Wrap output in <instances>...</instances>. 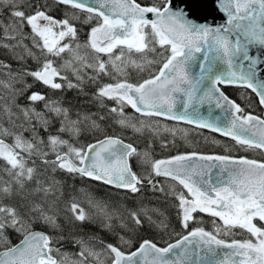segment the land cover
I'll list each match as a JSON object with an SVG mask.
<instances>
[{"label":"snow or ice","instance_id":"snow-or-ice-1","mask_svg":"<svg viewBox=\"0 0 264 264\" xmlns=\"http://www.w3.org/2000/svg\"><path fill=\"white\" fill-rule=\"evenodd\" d=\"M56 3L86 13L85 24L93 18L98 21L90 28L83 45L78 42L77 27L69 19L57 20L39 6L28 13L21 0H0V12L7 9L10 15L7 24L0 21V30L6 39L15 41L0 47L17 60L29 57L38 62L34 70L24 67L13 72L11 64L0 60V68H7L11 80L21 85L15 88L5 84V87L11 88V103L24 118V123L15 124L12 117L16 113L4 106L9 121L20 131L0 125V160L7 165L4 170L11 177L8 182L0 181V196H12L13 185L16 194L24 192L26 184L31 182L34 187L25 199L37 197L19 208L0 203V245H7L0 251V264H58L52 256L54 250L59 253L58 248L51 246L54 237L34 229L43 226L62 230L56 210L57 193L63 195L62 185L54 178L43 176L35 167L34 156L47 166L45 171L60 170L90 178L133 195L145 188L163 192L155 180L159 176L170 178L181 189L173 188L171 194L177 201L179 223L186 234L177 233L174 242L161 247L153 240L144 239L134 251H124L101 241L102 251H97L94 238L72 237L80 248L75 254L77 259L70 260L64 253L59 264L91 261L104 264L101 256L105 253L110 264H264V226L256 222L264 223V162L197 152L153 161L148 152L141 153L132 144L111 135L75 147L61 133L78 137L85 124L90 130L101 131L97 121H103L104 117L93 119L78 114L76 119H71L69 109L59 101L39 91L27 94L36 83L53 90L79 89L88 69L94 73L88 77L94 83L101 76L115 72L124 78L99 86L95 97L101 103L104 99L116 102V107L109 111L120 117L117 123L122 127H131L138 133L152 127L143 121L137 122L140 126L130 122L124 114L125 106H130L142 116L186 121L230 136L246 149L264 151V119L245 113L221 90L226 86L251 89L264 105V0H153L149 4L137 0H56ZM210 6L224 13L223 23L207 21L204 13ZM25 25L30 28V36L23 32ZM25 39L31 40V48L24 43ZM82 48L94 54L91 61L87 53L80 54ZM61 54H68L70 59L57 67L48 57ZM133 54L140 57L139 61L132 59ZM149 54L161 58L158 71L142 82H129L127 67L144 71L146 65L156 62L148 59ZM68 69L76 77L75 83L62 74ZM28 78L33 82L28 83ZM17 97L26 98L28 104H16ZM37 102L42 103L43 111L36 109ZM205 105L208 107L202 112ZM216 109L220 110L219 114H214ZM46 113L59 120L57 134H49L47 139L40 135L41 129L48 132L52 124ZM25 131L31 133V139L24 137ZM4 136H10L13 142L6 143ZM50 154L54 159H48ZM133 156L148 164L150 171L146 175L132 170ZM30 162L33 166H29ZM89 205L95 209L93 214L86 213L79 203L70 202L67 210L71 215L63 217L65 224L98 223L106 230L119 227L128 234L146 225L161 230L168 228L165 220L153 219L156 209L141 207L129 211L125 220L110 212L106 204L89 199ZM196 213L218 218L222 224L214 232L203 227H192L189 231ZM117 219L118 225L114 224ZM237 228L251 238L230 241L219 238L221 233L234 235L233 229ZM9 230L23 239L12 245L7 235ZM119 240L132 247L131 239L120 235Z\"/></svg>","mask_w":264,"mask_h":264},{"label":"trees","instance_id":"trees-1","mask_svg":"<svg viewBox=\"0 0 264 264\" xmlns=\"http://www.w3.org/2000/svg\"><path fill=\"white\" fill-rule=\"evenodd\" d=\"M24 5V10L28 13H31L39 6L42 10H46L47 13L53 16L57 20H63L68 18L70 23L75 24L78 29V42L83 43L88 39V33L91 27L96 26L98 21L93 18L88 24H85L83 21L86 18L87 14L80 12L72 8L71 6H66L63 4L56 3V0H21ZM137 2L142 4L152 3L153 0H137ZM31 6V7H29ZM10 20L9 11L4 9L3 12H0V21L7 24ZM23 31L27 34L31 33L30 28L25 25ZM3 31L0 30V39L3 44L15 43L14 41H9L8 39L1 38ZM26 44L31 48V40L25 39ZM67 42V41H65ZM34 52L39 51L33 48ZM159 52L160 50L157 49ZM91 52L88 55L89 61L93 57ZM52 59L54 65L59 67L63 64V58L60 61L58 57H48ZM107 59L106 56L103 57ZM140 58L137 54L132 55V59ZM43 57H41V60ZM149 60L156 61L151 65H146L144 71H139L135 67L128 66L126 69L127 79L131 83L142 82L144 79L150 78L152 74H155L159 67V60L161 59L158 55L149 54ZM0 60L4 61L5 64H11L13 72H20L24 67H27L30 70H34L38 66V62L29 57H26L24 61L17 60L12 56L7 49L0 47ZM85 79L82 83L81 88L79 89H68L64 88L62 90H53L43 86L42 84L36 83L31 91H39L42 94H45L51 100L59 101L63 107L68 108L70 112L71 119H76L79 114L81 117L85 115L92 116L93 119H96L98 116H103V121H97L101 125V131L90 130L85 124L82 127L81 134L78 137H73L69 133H61L63 139L69 140V143L75 147H81L87 145L88 143L104 137L105 135H114L123 138L124 140L132 143L135 148L143 153L148 152L150 154V160H161L170 158L175 155L189 153V152H199L203 154H221L226 156H235V157H246L250 159H255L258 161L264 162V151L259 149H246L243 146L236 143L235 140L224 137L213 132L195 128L183 123L167 120L160 117H146L135 112L130 106H125L124 114L128 117L129 121L132 123H137L138 121H143L146 125H151V128H145L142 132H135L131 127H122L117 123L120 117L116 113H111L109 109L116 107V102L113 100L104 99L99 102L95 93L97 88L103 84L115 83L118 78L122 77L115 72H112L111 75L101 76L97 82H92L88 79L89 76L94 75L91 69L85 70ZM3 74V75H1ZM7 75V68H0V77ZM67 75L69 80L73 83L76 82V77L72 74L71 70L68 69L62 73ZM32 79L28 78V83H32ZM62 82V81H57ZM9 84L15 88H20L19 83H15L12 80H9ZM224 92L232 98L237 104L244 109L245 113H251L259 116H264L263 108L260 106L257 97L255 94L245 87L237 86H226L222 87ZM26 94V95H27ZM74 99L76 102L77 99L85 101L87 106H84L82 103H75L71 100ZM12 101V91L11 88L0 85V125H3L4 128L9 129L10 131H20V129L14 128L12 123L9 121L8 115L4 111V106L7 105L12 109V112L16 113V116H13L12 119L15 121V124L19 125L24 123L23 116L19 113L18 109L11 103ZM16 104L21 106L27 105L28 101L24 97H17ZM73 105L75 107H73ZM38 111H43V105L41 102H37L34 105ZM72 106V107H71ZM49 119L52 121L48 132H45L43 129L40 130V135L47 139L49 134H57L59 128V120L53 118L50 114ZM19 116V119L16 117ZM28 127L27 124L24 125ZM137 126H140L137 123ZM174 128V131H172ZM152 129H156L153 131ZM167 129V130H166ZM24 137L31 139V133L25 131L23 133ZM3 139L7 143H12V138L10 136H4ZM62 151H66L62 149ZM48 159H54V156L49 155ZM32 160H35V167L43 173L44 177L54 178L56 181L60 182L62 185L63 195L59 196V199L56 202V210L59 212L61 217L60 223L63 225L62 230L57 231L49 229L43 226H36L35 229L43 230L48 235L54 237V243L51 245L54 249L58 248L69 255L76 257L78 252L79 245L73 242L72 237H83L85 240L94 238L96 243V249L102 251L103 244H114L119 246L124 251H132L139 246V243L144 239L153 240L157 243L158 246H166V243H170L177 239V233L186 234V231L181 228L178 219V209L177 201L171 194V190L179 191L180 186L176 184L175 181H172L170 178H165L163 176L157 177L159 186L164 189L163 192L153 191L150 188H145L142 190V193L133 195L131 193L125 192L124 190L112 188L101 182L93 181L87 178H82L80 176H72L60 170L56 172L45 171L46 167L41 163V160L38 157H32ZM131 165L133 171L138 175H146L150 168L148 164L144 163L141 157L133 156L131 157ZM29 166H33L31 162ZM7 165L3 160H0V181L8 182L11 180V177L5 172ZM34 187L33 183H28L25 186V191L20 192L19 194L15 193V185H13L14 194L10 197L0 196V203L7 204L13 207H20V205L27 204L28 200L36 199L34 196H27L25 199L26 193L30 192ZM49 199H52L51 197ZM89 199H92L96 202H101L108 205V210L110 212L116 213L117 216L123 217L125 220L128 219L129 211H136L141 207H146L148 209L158 210L157 214H152L153 219L165 220L168 225L166 230H161L159 228H149L147 225L143 228H139L136 231L128 234L126 230L116 227L114 231L103 230L98 228V223H83L74 222L73 224H65L62 222V216H70L71 214L67 210V206L70 202H77L85 210L86 213L93 214L95 209L91 208L89 205ZM63 209V210H62ZM162 213V215H160ZM196 221L190 224L189 231L192 227H203L207 231L214 232L216 226L222 224L218 218L211 217L205 213H196ZM118 219L114 221V224H117ZM120 222V221H119ZM259 226H264V223L256 221ZM119 224V223H118ZM117 224V225H118ZM98 229H101L100 232ZM11 231V230H10ZM12 232V231H11ZM113 232L112 237H108L109 234ZM234 235H225L220 234L219 238L231 240H244L251 238L250 235L240 229H233ZM9 233V232H8ZM10 234V233H9ZM125 236V239H131L133 241L132 247L122 244L119 240V236ZM61 236L64 239H59ZM9 238V236H8ZM20 236H14L13 239H19ZM58 241V242H56ZM3 246V245H0ZM52 254H56L59 257L57 252L54 250ZM107 253L101 256L104 264H110V259H106Z\"/></svg>","mask_w":264,"mask_h":264},{"label":"water","instance_id":"water-1","mask_svg":"<svg viewBox=\"0 0 264 264\" xmlns=\"http://www.w3.org/2000/svg\"><path fill=\"white\" fill-rule=\"evenodd\" d=\"M139 3V2H138ZM204 15H206L207 16V21L209 22V23H212L213 22V20L216 22V23H223L224 22V19H225V16H224V13H222V12H220L216 7H209V9L204 13ZM149 18L151 19L152 17H151V15H149ZM201 22H203V20H201ZM221 90L224 92V90L221 88ZM250 91H252L251 89H249ZM225 93V92H224ZM254 93V92H253ZM226 94V93H225ZM255 94V93H254ZM227 95V94H226ZM228 96V95H227ZM255 96L257 97V95L255 94ZM229 97V96H228ZM230 98V97H229ZM231 100H233L232 98H230ZM257 100H258V102H259V98L257 97ZM260 104V103H259ZM260 106L263 108V112H264V105H261L260 104ZM208 106L207 105H205L202 109H201V111L202 112H204L205 111V109L207 108ZM134 110V109H133ZM135 111V110H134ZM219 112H220V110L219 109H216L215 111H214V114H219ZM140 114V113H139ZM205 114H206V112H205ZM252 115H255V114H252ZM255 116H259V115H255ZM259 117H261L262 119H264V116H259ZM162 118H164V119H167V118H165V117H162ZM168 120H170V119H168ZM171 121H174V120H171ZM175 122H180V123H183V124H186V125H189V126H192V127H196V128H200V129H204V130H207V131H210V132H213V133H215V134H218V135H221V136H224V137H228V138H231L230 136H225V135H223L222 133H220V132H216V131H213V130H211V129H207V128H201V127H199V126H197L196 124H190V123H187L186 121H175ZM120 138V137H119ZM99 139H103V137H101V138H99ZM122 139V138H121ZM232 139V138H231ZM95 142V140L94 141H92V142H90V143H94ZM124 142L125 143H128V144H131V143H129V142H127V141H125L124 140ZM90 143H88V144H90ZM133 145V144H132ZM134 146V145H133ZM135 147V146H134ZM201 154V153H200ZM203 155H217V154H203ZM221 156H224V155H221ZM231 157H233V158H236V159H239V158H241V157H234V156H231ZM245 158V157H244ZM166 159H169V158H166ZM247 159H249V160H254V159H250V158H247ZM258 161V160H257ZM262 162V161H261ZM133 170V169H132ZM215 171V170H214ZM87 179H90V178H87ZM90 180H92V179H90ZM155 180H157V177H155ZM95 181V180H94ZM99 182V181H98ZM102 183V182H101ZM104 184V183H103ZM106 185V184H105ZM107 186H109V185H107ZM110 187H112V188H115V187H113V186H110ZM117 189V188H116ZM121 190V189H120ZM35 230H37V231H43V230H38V229H35ZM45 232V231H44ZM21 239H23V237L21 238ZM20 239V240H21ZM19 240V241H20ZM19 241L17 242V243H19ZM174 242V241H173ZM16 243V244H17ZM15 245V244H14ZM139 247V246H138ZM3 250H5V249H2V250H0V251H3ZM135 250V249H134ZM134 250H132V251H134ZM55 259H56V257L54 256V255H52ZM57 260V259H56Z\"/></svg>","mask_w":264,"mask_h":264},{"label":"rangeland","instance_id":"rangeland-1","mask_svg":"<svg viewBox=\"0 0 264 264\" xmlns=\"http://www.w3.org/2000/svg\"><path fill=\"white\" fill-rule=\"evenodd\" d=\"M68 19V18H67ZM24 32V31H23ZM24 34L26 35V33L24 32ZM31 34V33H30ZM30 34L28 33L27 34V36H30ZM1 38H4V39H6L5 38V36H4V33H3V35H2V37ZM15 42V41H14ZM24 43L26 44V41L24 40ZM85 42H83V43H80L81 45H83ZM0 44H3V42H2V40L0 39ZM85 53H87V55H90V53H91V50H89V49H84V48H82L81 50H80V54L81 55H84ZM58 58H60V61H62L61 59L63 58V63H64V61L65 60H67V59H70V56L68 55V54H61V56L60 57H58ZM139 59L140 58H138V59H134V60H137V61H139ZM1 75H3V74H1ZM124 77H120V78H118L117 79V81L118 80H120V79H123ZM9 80H11V78L9 77V75L7 76V75H5L4 74V76H2V77H0V81H4V84H0V85H4L5 86V84H9ZM116 81V82H117ZM115 82V83H116ZM108 84V83H107ZM71 100L72 101H74V99L73 98H71ZM75 102V101H74ZM75 103H82L84 106H87V104H85V101H82V100H79V98L77 99V101L75 102ZM72 107V106H71ZM73 107H75L74 105H73ZM172 131H174V128H172ZM10 144V143H9ZM4 205H7V204H4ZM63 210V209H62ZM63 217H65V216H62V222H65L64 221V219H63ZM119 223V221H117V224ZM98 228H101V229H103V230H106V229H104V228H102V227H100L99 226V224H98V226H97ZM119 228V227H118ZM101 229H98L100 232H102V230ZM116 230V229H115ZM12 231V230H11ZM10 230L8 231L9 233L7 234L8 236H9V240L10 239H13L14 238V236L16 237L17 235H18V233H16V232H14V231H12L11 232ZM113 232H111V234H109L108 235V237H112L113 236ZM4 247V246H3ZM3 247H1L0 248V250H2V249H4ZM97 250V249H96ZM80 251V249L78 250V252ZM98 251V250H97ZM77 252V253H78ZM64 253H66V252H64V251H62V250H59V253L57 252V254L59 255V257H60V259H62V255L64 254ZM68 254V253H67ZM56 255V254H55ZM68 257H69V259L70 260H75V259H77V257H74V256H72V255H69L68 254ZM101 260H102V258H101ZM90 264H95V261H91L90 262Z\"/></svg>","mask_w":264,"mask_h":264},{"label":"flooded vegetation","instance_id":"flooded-vegetation-1","mask_svg":"<svg viewBox=\"0 0 264 264\" xmlns=\"http://www.w3.org/2000/svg\"><path fill=\"white\" fill-rule=\"evenodd\" d=\"M167 120H168V119H167ZM262 162H263V161H262ZM93 181H94V180H93ZM34 230H35V229H34ZM18 235L20 236L19 239H10L12 245L16 244V243L22 238V236H21L20 234H18ZM3 246H4V247H3ZM3 246H0V248L3 247V248L5 249V248L7 247V245H3ZM52 255H54V254H52ZM54 256H56V255H54ZM56 259H57L58 264H59V262L61 261L60 257L56 256Z\"/></svg>","mask_w":264,"mask_h":264},{"label":"bare ground","instance_id":"bare-ground-1","mask_svg":"<svg viewBox=\"0 0 264 264\" xmlns=\"http://www.w3.org/2000/svg\"><path fill=\"white\" fill-rule=\"evenodd\" d=\"M223 89V88H222ZM160 118H162V117H160ZM112 136H114V135H112ZM119 137V136H118ZM121 138V137H120ZM123 139V138H122ZM124 140V139H123ZM126 141V140H125ZM128 142V141H127ZM130 143V142H129ZM132 144V143H131ZM189 153H191V152H189ZM197 153H199V152H197ZM183 154H186V153H183ZM201 154H203V153H201ZM180 155V154H179ZM217 155H221V154H217ZM171 158V157H170ZM207 231V230H206ZM56 257V256H55Z\"/></svg>","mask_w":264,"mask_h":264}]
</instances>
